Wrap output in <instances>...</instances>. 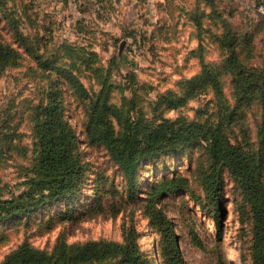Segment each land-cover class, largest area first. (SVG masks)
<instances>
[{"label": "rangeland", "instance_id": "obj_1", "mask_svg": "<svg viewBox=\"0 0 264 264\" xmlns=\"http://www.w3.org/2000/svg\"><path fill=\"white\" fill-rule=\"evenodd\" d=\"M254 4L0 0V44L10 47L0 62V200L28 190L39 151L38 119L56 95L84 167L70 199L0 220V264L23 243L49 255L60 240L126 239L139 260L154 264H253L254 238L264 231L254 228L251 206L229 174L221 177L220 207L210 203L203 184L208 158L198 143L147 156L127 181L105 147L92 141L94 112L75 91L82 85L105 102L114 130L135 140L147 126L212 120L232 110L230 137L260 156L264 182V14ZM206 81L216 82L217 95ZM164 177L186 187L153 199ZM130 183L136 187L131 195ZM151 204L165 214L178 253L149 212Z\"/></svg>", "mask_w": 264, "mask_h": 264}, {"label": "trees", "instance_id": "obj_2", "mask_svg": "<svg viewBox=\"0 0 264 264\" xmlns=\"http://www.w3.org/2000/svg\"><path fill=\"white\" fill-rule=\"evenodd\" d=\"M256 3V0H255ZM255 5V4H254ZM264 16V15H263ZM9 45L0 44V62L10 55ZM215 95L218 94L216 82H205ZM75 93L83 100L92 114L89 122L92 128V141L105 147L107 153L123 171L127 181H132L136 168L147 156L168 152L177 148L198 143L208 158V170L203 176L204 189L210 203L220 207L221 177L229 174L241 187L245 200L251 206L254 228L264 231V182L262 180L263 163L260 156H255L252 149L243 141L234 140L230 132L234 124V112L217 111L219 116L212 120L186 122L182 120L164 121L147 126L137 140L114 130L105 112V102L92 98L82 85ZM264 110V88H260ZM42 109L37 124V144L39 147L35 174L27 191L10 200H0V220L6 217L26 214L43 206L48 201L60 198L70 199L84 180V167L76 150L73 131L67 125L61 98L56 95ZM129 194L136 190L130 183ZM183 180L162 178L151 192L153 199L171 194L185 188ZM149 212L159 218L173 249L177 247L174 232L166 221L163 211L151 204ZM253 264H264V235L254 238ZM121 257L122 264H154L150 260H139L135 248L127 239L123 243L108 240H86L67 243L58 241L51 254L21 244L8 254L2 264H80L92 260ZM156 258L155 256L153 257ZM176 259L181 262L177 254Z\"/></svg>", "mask_w": 264, "mask_h": 264}, {"label": "built area", "instance_id": "obj_3", "mask_svg": "<svg viewBox=\"0 0 264 264\" xmlns=\"http://www.w3.org/2000/svg\"><path fill=\"white\" fill-rule=\"evenodd\" d=\"M254 9L257 12L264 14V0H256V3L254 5Z\"/></svg>", "mask_w": 264, "mask_h": 264}]
</instances>
